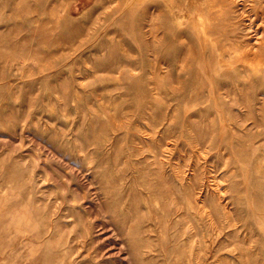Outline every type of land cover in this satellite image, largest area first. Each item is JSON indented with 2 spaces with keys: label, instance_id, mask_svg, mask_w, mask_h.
<instances>
[{
  "label": "rangeland",
  "instance_id": "1",
  "mask_svg": "<svg viewBox=\"0 0 264 264\" xmlns=\"http://www.w3.org/2000/svg\"><path fill=\"white\" fill-rule=\"evenodd\" d=\"M184 1L0 0V264H264V0Z\"/></svg>",
  "mask_w": 264,
  "mask_h": 264
},
{
  "label": "bare ground",
  "instance_id": "2",
  "mask_svg": "<svg viewBox=\"0 0 264 264\" xmlns=\"http://www.w3.org/2000/svg\"><path fill=\"white\" fill-rule=\"evenodd\" d=\"M170 1H171V0H170ZM185 1H186V0H185ZM185 1H184V2H185ZM209 1H210V0H209ZM209 1H208V2H209ZM216 1H217V0H216ZM236 1H237V0H236ZM255 1H257V0H255ZM255 1H254V2H255ZM258 1H259V0H258ZM181 2H182V1H181ZM196 2H197V1H196ZM198 3H199V2H198ZM206 3H207V2H206ZM261 3H262V2H261ZM181 4H182V3H181ZM200 4H201V3H200ZM235 4H236V3H235ZM179 5H180V4H179ZM182 5H183V4H182ZM207 5H208V3H207ZM213 5H214V4H213ZM233 5H234V4H233ZM236 5H237V4H236ZM240 5H241V4H240ZM183 6H186V5H183ZM208 6H210V4H209ZM223 6H224V5H223ZM214 7H215V6H214ZM233 7H234V6H233ZM182 8L184 9L185 7H182ZM177 9H178V8H177ZM177 9H176V10H177ZM183 9H182V10L180 9V10L183 11ZM198 10H199V9H198ZM200 10H203V9H200ZM212 10H213V9H212ZM232 10H233V9H232ZM174 11H175V10H174ZM181 11H180V12H181ZM180 12H177V13H180ZM199 12H200V11H198V13H199ZM232 12H235V10L232 11ZM193 13H195V12H193ZM210 13H211V12H210ZM210 13H209V14H210ZM215 13L218 14V12H215ZM171 14H173V13H171ZM177 15H178V14H177ZM180 15H181V14H180ZM180 15H179V16H180ZM236 15H237V14H236ZM175 16H176V15H175ZM175 16H174V18H175ZM179 16H178V17H179ZM221 16H222V15H221ZM226 16H227V15H226ZM226 16H225V17H226ZM176 17H177V16H176ZM225 17H224V18H225ZM179 18H180V17H179ZM219 18H220V17H219ZM228 18H229V17H228ZM234 18H235V17H234ZM236 18H237V17H236ZM175 20H176V19H175ZM177 20H178V19H177ZM177 20H176V21H177ZM179 20H180V19H179ZM179 20H178V21H179ZM220 20H221V19H220ZM172 21H173V20H172ZM180 21H181V20H180ZM180 21H179V23H180ZM187 21H188V20H187ZM190 21H191V20H190ZM174 22H175V21H174ZM189 23H190V22H189ZM236 23H237V22H236ZM213 25H214V24H213ZM180 26H181V25H180ZM188 26H189V25H187V28H188ZM211 26H212V25H211ZM214 28H215V27H214ZM188 29H189V28H188ZM204 29H205V28H204ZM212 29H213V28H212ZM235 29H237V28H235ZM208 30L210 31L211 29L209 28ZM214 30H215V29H214ZM214 30H213V31H214ZM201 31H202V30H201ZM213 31H212V32H213ZM202 32H203V31H202ZM263 34H264V33H263ZM203 35H204V34H203ZM208 37H209V36H208ZM244 38H245V37H244ZM205 39H206V38H205ZM242 39H243V38H242ZM246 39H247V38H246ZM245 41H248V40H245ZM241 42H242V41H241ZM255 42H256V41H255ZM239 43H240V42H239ZM246 43H247V42H246ZM250 43L253 44V42H250ZM240 44H241V43H240ZM259 44H260V43H259ZM241 45H242V44H241ZM237 46H238V45H237ZM244 46H245V44H244ZM262 47H263V46H262ZM258 55H259V54H258ZM242 56H244V55H242ZM245 60H246V59H245ZM245 62H246V61H245ZM246 63H247V62H246ZM248 64H249V63H248ZM246 65H247V64H246ZM248 66H249V65H248ZM261 68H263V67H261ZM253 71H254V70H253ZM257 71H258V70H257ZM259 71H260V70H259Z\"/></svg>",
  "mask_w": 264,
  "mask_h": 264
},
{
  "label": "crops",
  "instance_id": "3",
  "mask_svg": "<svg viewBox=\"0 0 264 264\" xmlns=\"http://www.w3.org/2000/svg\"><path fill=\"white\" fill-rule=\"evenodd\" d=\"M90 0H79L81 5H86Z\"/></svg>",
  "mask_w": 264,
  "mask_h": 264
}]
</instances>
